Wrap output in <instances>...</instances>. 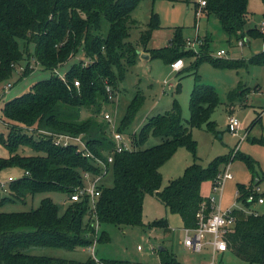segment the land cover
Returning a JSON list of instances; mask_svg holds the SVG:
<instances>
[{"label":"trees","instance_id":"16d2710c","mask_svg":"<svg viewBox=\"0 0 264 264\" xmlns=\"http://www.w3.org/2000/svg\"><path fill=\"white\" fill-rule=\"evenodd\" d=\"M140 1L0 0V83L9 80L24 59L28 62L21 72L22 78L34 71L35 66L30 63L32 58L52 72L49 78L36 81L31 90L8 100L3 107L2 121L7 125L8 133L0 131V143L9 154L0 156V174L7 167H18L23 173L11 181L10 194L0 196V204L24 200L28 195L42 191L57 190L70 195L84 185V173H91L94 178L104 175L98 159L105 161L108 171L112 170L114 174L113 185H99L101 192L95 209L90 205L89 196H84L71 201L63 211L51 197L43 198L39 206L31 210L0 211V264H99L93 255L78 260L27 251L36 246L68 249L90 246L96 241L94 223L84 220L90 212L98 225H142L169 231L171 227L166 218L143 221L146 192L156 195L170 211L180 214L185 227L197 226L198 213L204 204L205 215L210 214L211 203L208 195L202 193V183L207 180L214 183L231 161L228 162L230 159L226 155L215 157L206 166L196 161L197 141L192 128H206L218 134V123L211 116L220 102L215 87L200 82L198 72L191 90L189 125L183 122L182 105L174 98L170 109L149 117L134 133V148L114 152L110 124L96 117L103 104L111 101L109 95L115 93L128 66L139 59L141 49L151 57L164 58L169 64L173 59L174 62L194 54L178 48L186 40L180 28L170 39L171 49L149 47L154 28L160 26L155 12H152L148 26L141 30L137 42H131V28L137 24L132 13ZM248 2L206 0L202 10L208 16L218 17L230 41L246 35L264 36L258 26L247 27ZM198 7L197 3V11ZM105 22L109 24L108 29ZM210 39L207 34L201 43V52L193 64L195 68L203 60L223 67L264 65V50L254 53L243 64L237 58L215 57L211 53ZM20 40L27 48H22ZM30 44L34 45L33 51L28 48ZM81 52L89 61L82 58L74 63L65 78L55 73L72 58L81 56ZM75 80L79 81V86L75 85ZM230 96L234 98L236 91ZM143 101L144 95L140 92L130 100L122 118L123 125L132 122ZM90 107L95 115L82 117L83 110ZM261 120L262 115L257 113L252 123ZM118 130L124 128L119 124ZM52 132L81 137L92 156L84 155L85 148L76 144H56ZM150 134L161 136L162 141L142 147ZM252 142L264 145V134L253 138ZM181 146L189 149L195 160L185 167L182 175L170 179L162 187L161 167ZM25 147L37 153L25 154ZM111 153L112 163L108 162ZM237 156L252 173L249 182L237 183L238 200L253 207L247 201L249 194L254 193L256 198L264 196V191H254V186L260 183L255 180L259 175L256 160L248 154L238 153ZM224 164L227 165L222 170ZM234 213L235 225L225 236L229 249L250 264H263L264 213L255 214L239 208ZM96 238L103 241L109 235L102 230ZM158 251L164 263L183 264L168 248H158ZM99 260L106 264H130L128 260Z\"/></svg>","mask_w":264,"mask_h":264},{"label":"rangeland","instance_id":"374dc122","mask_svg":"<svg viewBox=\"0 0 264 264\" xmlns=\"http://www.w3.org/2000/svg\"><path fill=\"white\" fill-rule=\"evenodd\" d=\"M200 1L141 0L139 2L132 13L138 20L137 24L131 28V36L129 37L131 42H137L141 30L148 26L152 12H155L158 14L160 26L154 28L149 47L161 49L167 47L169 49L171 46L170 39L173 38L177 28H180V32L186 40L182 47L178 48L194 52V54L181 57L184 66L180 69L181 71L178 70L180 72L171 67L174 59L169 64L162 57L150 56V58L141 60L140 55L135 64L128 66L123 74L124 78L118 81L111 101L103 104L100 112H96V117L98 120L108 122L105 119V113H111L117 126L120 124L124 128L120 131L125 139L133 143L134 133L141 129L148 118L167 111L171 108L174 98H178L183 108V122L185 125H189L191 90L196 81L195 73L198 72L200 82L215 87L220 102L211 116V119L216 120L218 123V134L206 128H192V135L197 141L196 161L206 166L215 157L226 155L230 159L228 162L231 161L230 171L233 174V178L226 180L222 193L214 188V184L210 180L202 183V192L205 195H217L218 198L221 195V208L225 210L235 205L237 183H247L252 177L246 163L237 156L238 153L251 155L256 160L259 175L255 177V180L260 182L259 185L264 190V145L252 142L253 138L264 134V65L248 64L239 67H223L214 66L208 60L200 61L198 68H195L193 64L197 60L198 53L201 52L200 46L201 43H204L207 34L211 38V53L213 56L218 57L217 51L225 49L226 53L222 55L223 57L237 58L238 62H242V64L254 53L264 50V36L246 35L240 39L243 41L241 44H239L240 40L230 41L229 35L222 29L217 16H213L208 20L203 10L197 11V3L200 8L203 7ZM248 9L247 27L258 26L264 33V24H262L264 22V1L249 0ZM108 27L109 24L105 22V28L108 29ZM189 39H191L190 43L188 42ZM20 43L22 48H27L23 40H20ZM28 48L33 51L34 45L30 44ZM80 55L69 60L64 66L57 68L55 73L65 76L74 63L82 58L85 62L89 61L82 52ZM27 62V59L22 60L17 65L13 76L9 80L0 83V131L6 134L8 133V127L2 121L5 103L31 90L36 81L49 78L52 75L50 70L44 69L41 64L36 62L35 58H32L30 63L35 66V69L22 78L21 72H23ZM179 84L180 90H178ZM257 86L259 87L258 90L256 89ZM234 90L236 96L232 98L230 95ZM138 92L144 95L143 104L136 112L132 122L125 126L122 124L123 115L130 100ZM257 113L262 115V120L253 124L252 121ZM230 114H235L242 123V127L234 132L229 131L227 126V118ZM90 115H95L93 108L83 110L82 117L85 118ZM108 123L110 124V122ZM161 141V136L150 134L142 147H149ZM78 146L80 147L82 144L78 143ZM24 153L34 154L37 152L30 147H25ZM8 154V150L0 143V156H7ZM234 156L237 157L233 159ZM194 160L195 157L189 149L184 146L179 147L161 167L163 174L162 187L167 185L170 179L182 175L185 167ZM226 165L222 166V170ZM22 173V169L18 167H7L2 170L0 175L4 177L10 174L21 176ZM89 175V178L85 177L86 182L94 179L91 173ZM98 183L108 186L113 185L114 174L112 170L102 175L98 179ZM9 186L10 184L8 185V191L0 189V196L10 194ZM45 197H51L54 202L60 205L61 211L71 202L67 192L42 191L35 195H28L24 200L16 199L0 204V211L31 210L37 208ZM143 201V221L148 223L158 218H166L171 227L169 231H165L163 228H149L142 225H116L113 223L98 225L90 212L84 217L86 222L94 223L96 227L93 235L96 241L90 246L75 249L36 246L27 251L32 254L78 260H84L93 255L98 259L128 260L130 264H157L159 260L158 247L165 245L183 264H199L202 260L211 259V247L209 245L205 246L202 251L197 252L181 243L186 231L180 214L170 211L154 194L146 192ZM256 207L260 213H264V204ZM102 230L107 231L109 238L97 241L96 237ZM211 237L210 233L206 236L207 239ZM138 244L143 246L142 250L137 248ZM219 264L250 263L228 249L221 255Z\"/></svg>","mask_w":264,"mask_h":264},{"label":"built area","instance_id":"2783aa9c","mask_svg":"<svg viewBox=\"0 0 264 264\" xmlns=\"http://www.w3.org/2000/svg\"><path fill=\"white\" fill-rule=\"evenodd\" d=\"M201 5L206 4V0L200 1ZM264 24V22H262ZM188 42H191V39L188 40ZM243 41L240 40L239 44H241ZM226 53L225 49H219L217 51L218 56H222ZM184 66V61L182 58H179L171 63V67L174 70H180ZM62 78H65L63 75H59ZM75 85L79 86L80 83L78 80L74 81ZM11 85V84H9ZM107 89L110 90V86H107ZM110 98L112 97V94L109 95ZM105 119L110 122V130L112 134V138L114 139L115 146H114V152H122L124 150H129L134 148L133 143L130 140L125 139L124 135L120 130H118L117 124L113 120V116L111 113L107 112L105 113ZM227 126L229 131H236L242 127L241 120L235 115L230 114L227 118ZM53 140L56 144H76L81 143L82 146L79 148H85L84 155L86 156H92V153L88 151L86 148L87 146L84 144V141L79 136H71L69 134L64 133H53ZM113 152V153H114ZM113 153L109 154L108 156V162H113ZM99 165L103 167L104 175L108 173V168L106 165V162L98 159ZM89 173L84 174V185L79 186L74 192H72L69 195L70 201H78L84 196H89L90 199V205L93 209L96 207L97 199L100 195L101 190L98 188L99 183L98 179L102 176L95 177L92 181L86 182L85 177L89 178ZM18 178V176H14L12 174L8 175L7 177H4L0 175V189L3 191H8V185L11 183V181ZM233 178V174L230 171V163L228 166L221 171L218 176L216 177L214 184V188L219 190V192H223L225 182L227 179ZM89 181V180H88ZM255 192H263L264 190L261 188L260 185L254 186ZM240 195V192L238 189H236V196L237 200L235 202V205L233 207H230L228 209L222 210L221 208V195L218 198L217 195H208L210 203H211V212L208 216L205 215L204 209L205 204L203 205L202 209L198 213L199 222L197 226L195 227H185V237L181 241V243L193 251L200 252L202 251L205 246L209 245L211 247V259L210 260H202L199 264H219L220 257L226 250L229 249L228 242L226 240V234L231 231L235 225L236 222V215L234 213V210L236 208L254 212L255 214H260V211L257 209V205L264 204V196H259V198H256L254 193H250L247 197V201L251 202L253 207L246 206L243 201L238 200V196ZM249 210H248V209ZM210 233L212 237L210 239H207V234ZM137 248L139 250L143 249V246L141 244H138ZM95 257V256H94ZM97 262L99 264H106L105 262L100 261L97 257H95ZM157 264H166L164 263L161 258L159 257V260Z\"/></svg>","mask_w":264,"mask_h":264},{"label":"water","instance_id":"95a60500","mask_svg":"<svg viewBox=\"0 0 264 264\" xmlns=\"http://www.w3.org/2000/svg\"><path fill=\"white\" fill-rule=\"evenodd\" d=\"M139 54L141 55V57H146V58H148L149 57V53H144V52H141V51H139ZM160 250H165V249H167V247L165 246V245H160L159 247H158Z\"/></svg>","mask_w":264,"mask_h":264},{"label":"crops","instance_id":"0c3cea01","mask_svg":"<svg viewBox=\"0 0 264 264\" xmlns=\"http://www.w3.org/2000/svg\"><path fill=\"white\" fill-rule=\"evenodd\" d=\"M200 9L202 10V8L198 7V10H200ZM204 13H205V12H204ZM206 15H207V14H206ZM135 18H136V17H135ZM136 19H137V18H136ZM207 19H208V20L211 19V16H208V15H207ZM248 19H249V18H248ZM137 20H138V19H137ZM205 36H206V35H205ZM168 41H169V40H168ZM140 51H141V52H144V53H147V52L142 51V50H140ZM148 58H150V55H149ZM140 59H141V60H144V59H146V57H141V56H140ZM202 193H203V192H202ZM204 195H205V194H204Z\"/></svg>","mask_w":264,"mask_h":264}]
</instances>
